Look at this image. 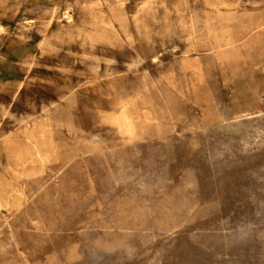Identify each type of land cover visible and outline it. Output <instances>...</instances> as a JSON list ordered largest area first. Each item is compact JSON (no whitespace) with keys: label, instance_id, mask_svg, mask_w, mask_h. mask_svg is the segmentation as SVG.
<instances>
[{"label":"rangeland","instance_id":"374dc122","mask_svg":"<svg viewBox=\"0 0 264 264\" xmlns=\"http://www.w3.org/2000/svg\"><path fill=\"white\" fill-rule=\"evenodd\" d=\"M0 264H264V0H0Z\"/></svg>","mask_w":264,"mask_h":264},{"label":"bare ground","instance_id":"6f19581e","mask_svg":"<svg viewBox=\"0 0 264 264\" xmlns=\"http://www.w3.org/2000/svg\"><path fill=\"white\" fill-rule=\"evenodd\" d=\"M252 24H253V23H252ZM252 24H251V25H252ZM255 25H256V24H255ZM211 27H212V26H211ZM213 29H214V28H213Z\"/></svg>","mask_w":264,"mask_h":264}]
</instances>
